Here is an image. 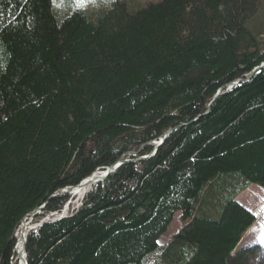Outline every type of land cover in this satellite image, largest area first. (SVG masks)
Listing matches in <instances>:
<instances>
[{"label":"trees","instance_id":"16d2710c","mask_svg":"<svg viewBox=\"0 0 264 264\" xmlns=\"http://www.w3.org/2000/svg\"><path fill=\"white\" fill-rule=\"evenodd\" d=\"M55 3L0 0V264L121 159L28 231L27 264H264L234 255L258 222L236 199L264 189V68L227 90L264 64V0Z\"/></svg>","mask_w":264,"mask_h":264},{"label":"rangeland","instance_id":"374dc122","mask_svg":"<svg viewBox=\"0 0 264 264\" xmlns=\"http://www.w3.org/2000/svg\"><path fill=\"white\" fill-rule=\"evenodd\" d=\"M159 1L160 0H120L121 3L127 5L128 10L130 12L137 11L141 8H144L150 3H157ZM54 3L55 2H53V7H54ZM74 4L77 6L75 0H74ZM55 5H57V2L55 3ZM94 5L95 2L88 3L85 6L79 8L84 10V12L86 13H91L96 9ZM236 200L246 209L251 211L256 218V222L257 221L258 222L254 226V228L247 235L243 237L237 249L235 250L234 255L246 249H252L255 247H259L262 254H264V189L257 185H251L244 193L238 196ZM81 201L82 199L79 200L73 198L67 205H65L64 207L65 214L67 216L70 215L73 212V210H76L80 206ZM28 221H30V219L27 220L26 222L29 228L32 227L33 228L35 227L36 229L38 228L37 225L39 223L31 224V222L28 223ZM184 226L185 223L181 220L179 213H176L167 232L160 238L159 244L160 245L166 244ZM250 264H259L258 258L250 259Z\"/></svg>","mask_w":264,"mask_h":264},{"label":"water","instance_id":"95a60500","mask_svg":"<svg viewBox=\"0 0 264 264\" xmlns=\"http://www.w3.org/2000/svg\"><path fill=\"white\" fill-rule=\"evenodd\" d=\"M262 68H264V64L261 65L260 67L256 68V69H254L253 72L251 73V75H250L249 77H247L246 80H243V81L240 80V81H237V82H235V83L229 85L227 90H230L233 86H237V85H239L240 83H246V82L250 81V79L255 75V73H257V72H258L260 69H262ZM223 90H224V89L222 88V89H220V90L217 92V94L215 95V97H214L212 103H213L217 98H219V97L223 94ZM212 103L208 106V109H207L205 115L209 112ZM171 132H172V130L167 131V132H166V133H165V134L159 139V142L156 144V145H157V148L160 147V146L163 144V142L165 141V139L169 136V134H170ZM157 148H156V149H157ZM145 159H147V158H140V160H145ZM125 162H127V160L121 159V160L118 161L116 164H114V165L108 167L105 171H103V172H97V173H99V176H97V177H93V175L90 176L89 178L85 179V181L88 180V183H87V185H85V186H87V187H92V186H94V185L97 184V183H102V182H104V181L107 179V177H108L111 173H113L117 168H119V167H120L121 165H123ZM93 179H94V180H93ZM83 182H84V181H83ZM80 184H81V183H80ZM80 184H79L78 186H76V187H69V188H66V189L60 190L59 192L55 193V194L51 197V199L61 198V197H65V196H69V195L71 194V192H72L75 188H77V187L80 186ZM90 189H91V188H90ZM90 189H89V190H90ZM44 209H45V205L42 206V207H40L39 209H37L36 211H34L33 213H31L30 215H28L27 217H25V219L22 221L21 226H20V228H23V232H24L25 229H26V225H27L26 222H27V220L30 219V221H28V223H30L31 220H32V218L35 217V216H37V215H40V214L44 211ZM62 218H65V217H61V218H59V219H57V220H60V219H62ZM38 227H39V226H38ZM35 229H36V228H32L31 230H35ZM16 241H17V239H16ZM25 242H26V237L23 236V249H22V256H21L22 259H23V262H24L23 264H27V261H26V258H25V256H26V254H25ZM15 248H16V246H15ZM15 248H14V251H15Z\"/></svg>","mask_w":264,"mask_h":264},{"label":"bare ground","instance_id":"6f19581e","mask_svg":"<svg viewBox=\"0 0 264 264\" xmlns=\"http://www.w3.org/2000/svg\"><path fill=\"white\" fill-rule=\"evenodd\" d=\"M157 144V143H156ZM156 147H157V145H156ZM97 176H99V173H95V174H93V177H97ZM94 180V179H93ZM87 183H88V180H84V182H82L81 184H80V186L79 187H77V188H75L72 192H71V194H70V196L72 197V198H74V199H82L83 198V196L89 191V189L91 188V187H87V186H85V185H87ZM65 209H63V211H64ZM62 211V212H63ZM61 212V213H62ZM54 215H56V214H54ZM51 216V215H50ZM49 216V218H51ZM56 216H61V214L60 215H56ZM37 227V226H36ZM33 228V227H32ZM32 228H29L28 227V225H26V229H25V231L23 232V228H20L19 227V229L16 231V234H15V239H17V241H16V248H15V255H16V258H15V260L17 259L18 261H19V263L18 264H23L24 262H23V259H22V249H23V236H26V234L28 233V231H30ZM35 228V227H34Z\"/></svg>","mask_w":264,"mask_h":264},{"label":"built area","instance_id":"2783aa9c","mask_svg":"<svg viewBox=\"0 0 264 264\" xmlns=\"http://www.w3.org/2000/svg\"><path fill=\"white\" fill-rule=\"evenodd\" d=\"M66 216H67V215L65 214V210H64V211L61 213V216L51 215V216H50L51 218H49V216H48V217H46L45 219L41 220L37 226H40L43 222H46V221H49V220L55 221V220H57V219H59V218H61V217H66Z\"/></svg>","mask_w":264,"mask_h":264},{"label":"snow or ice","instance_id":"6c2138e0","mask_svg":"<svg viewBox=\"0 0 264 264\" xmlns=\"http://www.w3.org/2000/svg\"><path fill=\"white\" fill-rule=\"evenodd\" d=\"M55 2V0H53ZM95 0H75V3L77 4L78 7H83L88 3H94Z\"/></svg>","mask_w":264,"mask_h":264}]
</instances>
